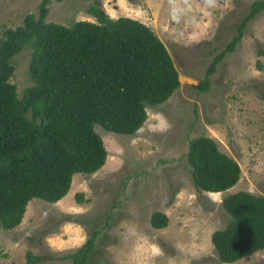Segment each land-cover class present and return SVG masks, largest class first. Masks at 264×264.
Returning a JSON list of instances; mask_svg holds the SVG:
<instances>
[{
  "label": "rangeland",
  "instance_id": "374dc122",
  "mask_svg": "<svg viewBox=\"0 0 264 264\" xmlns=\"http://www.w3.org/2000/svg\"><path fill=\"white\" fill-rule=\"evenodd\" d=\"M40 1L0 0V38L27 13L37 14ZM93 1L51 0L46 20L68 26L93 19L86 12ZM96 1L111 17L135 16L149 25L169 51L180 85L165 102L146 108V121L132 135L95 124L108 152L105 164L92 174H74L62 200L34 198L19 225L0 227V264H29L27 250L47 258L37 264H71L63 256L94 230L98 264H264V250L219 262L210 240L228 221L221 205L226 193L264 195V8L219 61L209 88L199 91L194 85L237 34L254 0H174L167 9L160 0ZM30 54L26 46L12 57L10 82L20 97L32 83ZM200 135L214 138L240 166L238 182L227 191H198L192 182L186 152ZM79 191L82 203L75 199ZM154 211L168 216L166 227L150 225Z\"/></svg>",
  "mask_w": 264,
  "mask_h": 264
},
{
  "label": "trees",
  "instance_id": "16d2710c",
  "mask_svg": "<svg viewBox=\"0 0 264 264\" xmlns=\"http://www.w3.org/2000/svg\"><path fill=\"white\" fill-rule=\"evenodd\" d=\"M50 1L41 0L37 14L27 13L21 25L5 29L0 38V227L4 230L21 223L30 200H62L74 174H92L105 164L108 152L95 124L132 135L146 121V108L165 102L180 85L169 51L149 25L129 16L111 17L94 0L86 10L94 20L66 26L46 20ZM263 8L264 0L251 2L237 34L213 57L195 88H209L219 61ZM26 46L31 48L32 83L20 97L10 82L15 69L12 57ZM259 53L264 55V49ZM256 65L263 67L260 61ZM186 160L198 191L224 192L239 180L238 162L210 136L191 138ZM75 199L84 202L83 192L75 193ZM221 205L228 221L210 235L219 262L233 263L264 250V195L238 190L226 193ZM167 224L164 212L151 214L153 228ZM98 235V230L92 231L63 258L71 264H98L93 258ZM25 259L37 264L47 258L27 250Z\"/></svg>",
  "mask_w": 264,
  "mask_h": 264
},
{
  "label": "crops",
  "instance_id": "0c3cea01",
  "mask_svg": "<svg viewBox=\"0 0 264 264\" xmlns=\"http://www.w3.org/2000/svg\"><path fill=\"white\" fill-rule=\"evenodd\" d=\"M159 2L163 3V5L161 7H164L165 9H167L168 7H170L173 3H175L174 0H160ZM158 2V4H160ZM127 8V6H125ZM122 10V9H121ZM120 16H125V15H120ZM129 16V15H126ZM92 17V16H91ZM130 17V16H129ZM132 18L138 19L140 20L138 17L132 16ZM89 20H94V18H90ZM141 21V20H140ZM143 22V21H142ZM145 23V22H144Z\"/></svg>",
  "mask_w": 264,
  "mask_h": 264
}]
</instances>
